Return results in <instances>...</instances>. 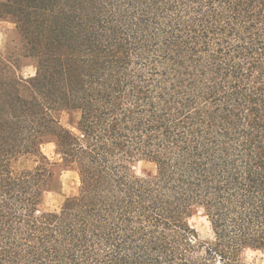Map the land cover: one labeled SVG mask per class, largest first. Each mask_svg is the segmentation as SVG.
Segmentation results:
<instances>
[{
	"label": "trees",
	"instance_id": "trees-1",
	"mask_svg": "<svg viewBox=\"0 0 264 264\" xmlns=\"http://www.w3.org/2000/svg\"><path fill=\"white\" fill-rule=\"evenodd\" d=\"M0 20L21 51L0 56V264L264 254V0H0ZM137 160L155 173L134 174ZM69 168L78 194L40 210Z\"/></svg>",
	"mask_w": 264,
	"mask_h": 264
},
{
	"label": "rangeland",
	"instance_id": "rangeland-1",
	"mask_svg": "<svg viewBox=\"0 0 264 264\" xmlns=\"http://www.w3.org/2000/svg\"><path fill=\"white\" fill-rule=\"evenodd\" d=\"M7 51H13L14 55H18L20 51V40L14 33V24L8 20H0V56H7ZM17 66L19 67L17 74L22 78H30L35 75V64L31 59L19 58ZM77 118L75 113L62 112L59 115L61 125L71 131H76L74 122ZM44 155L51 161H59V155L55 153V144L48 142L41 148ZM32 162L27 160L22 162L24 167L32 166ZM131 170L137 176H147L154 174L155 164L146 160H137L131 165ZM58 188L54 191L46 192L43 202L40 206L42 211H57L66 198L72 197L79 192V175L73 169H65L58 173ZM189 224L195 231L198 239L206 242L212 239V232L209 222L202 209H197L189 218ZM246 264H264V254L260 251L246 250L244 253Z\"/></svg>",
	"mask_w": 264,
	"mask_h": 264
}]
</instances>
